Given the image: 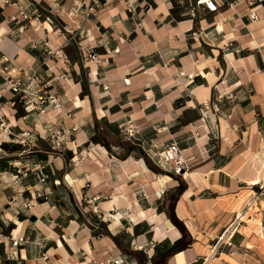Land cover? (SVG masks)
Returning a JSON list of instances; mask_svg holds the SVG:
<instances>
[{
    "label": "crops",
    "instance_id": "1",
    "mask_svg": "<svg viewBox=\"0 0 264 264\" xmlns=\"http://www.w3.org/2000/svg\"><path fill=\"white\" fill-rule=\"evenodd\" d=\"M17 1L58 5L66 12L72 10L70 17L80 21L90 2L85 0V6L77 9L82 0ZM96 1L98 17L85 21L83 27L90 40L82 33L78 46L73 42L64 46L66 59L51 60L48 65L54 68L48 73L46 66L39 67L40 49L32 48L27 38L30 34L37 40L38 34L33 30L11 34L8 17L17 11L0 7V52L14 66L28 71L39 68V76L63 100L61 110L51 109L41 117L21 104L12 109L0 99L11 132L29 134L25 143L7 140L0 145V216L19 226L23 248H18V255L23 264H45L44 252L52 264L57 260L77 264L81 257L76 247L95 259L121 253L114 233L89 239L87 231L76 236L73 228L76 231L69 237L67 221L72 219L67 218L78 215L79 199L112 216L111 232L122 225L133 235L145 222L152 239L162 235L165 251L185 233L187 247L170 255L166 264H195L205 259L210 239L232 224L248 196L264 181V12L258 9L260 19L253 21L246 18L244 5L239 7V18L232 10L212 13L200 8L184 13L178 5L186 0ZM52 30L50 46L58 49L66 36ZM88 43L101 63L81 61ZM60 72L67 74L68 82L54 80ZM107 83L110 91L104 90ZM68 111L73 114L68 125H80L74 145L84 151L69 163L50 154L41 159V144L47 145L40 137L43 124ZM130 120L140 133L135 141L124 138L121 131ZM172 136L180 142L185 174L163 168L148 153ZM15 144L18 148L13 150ZM22 153L30 155L20 159ZM39 162L47 168L53 192L27 208L28 179L23 188L29 192L16 196L9 194L12 185L6 186L3 179L14 177L7 168L11 164L29 167ZM180 183L184 188L175 200ZM166 191L171 193L170 211L157 203ZM16 200L20 205L12 206ZM232 232L230 240L235 237ZM143 237L146 234L133 235L135 241ZM8 242L6 249H11ZM8 242L0 239L1 250ZM4 256L0 253V264H14Z\"/></svg>",
    "mask_w": 264,
    "mask_h": 264
},
{
    "label": "rangeland",
    "instance_id": "2",
    "mask_svg": "<svg viewBox=\"0 0 264 264\" xmlns=\"http://www.w3.org/2000/svg\"><path fill=\"white\" fill-rule=\"evenodd\" d=\"M135 4L136 2L134 1L130 3L131 6H134ZM56 6H57L56 7L57 9L55 8V11H53L54 12L53 14L54 31L57 32V35L66 36L65 43L69 40L68 44L73 42L75 43V46L76 45L78 46V43L81 42L79 40H81L80 38L82 37L81 35L82 33L83 35L86 34L85 37L88 38L87 36L88 31L83 30L85 21L81 20L82 21L81 22L80 20L72 19V17L69 16V13L72 10L71 11L67 10L68 12H66V9L64 10L63 8L58 7V5ZM178 6H179L178 10L184 13H188L191 10L187 2H180ZM43 7L49 10L48 7L46 6H43ZM98 14H99V8H98L97 13L93 15L91 18L87 19L86 22L90 19H94L98 17ZM66 17L69 18V21L67 20L65 21ZM65 29L69 30L70 32L67 33ZM28 30H31V28H28ZM42 32H44V30H40L39 32L40 35ZM52 33L50 35H52ZM50 35H48L49 48L51 50L60 49L62 46L58 49L51 48L50 38H49ZM29 36L30 34L27 35V38ZM31 38L36 42L40 41V36H38L37 40L34 39L33 37ZM88 40L90 39L88 38ZM92 40L94 42L96 41V39L94 40V38H92ZM41 47H42L41 43H39V46L36 48V50L37 49L39 50V48ZM86 48H87V51H86L87 54H83L81 56V61L85 65L88 63H101L100 56L98 55L96 51H94L93 49L94 47H92L91 43H88ZM39 51L41 52V58H40V63H41L42 59L46 57L47 54L44 53L42 49ZM57 58L66 59L63 54L59 57H53L51 59L57 62ZM93 58H96L98 62L97 60H93ZM106 87L107 88L109 87V88L106 89ZM104 90L110 91V85L108 83L106 84V86H104ZM8 95H10V93H8ZM205 123H207L208 126H210V128L212 127L214 128L215 126L214 124L211 123V121L209 122V120L207 119H205ZM125 125H127V123ZM76 133L71 138L74 140V143H71L68 147H66L63 150H57V149L51 148L52 146L47 140L46 141L47 145L41 144V148L42 150H44V152L40 153L39 157L41 159L46 158L47 157L46 155L50 154L52 155L51 158L52 157L61 158V156H63L65 159L64 161L66 163L73 162V160H76V158H78L77 156L81 153V151L85 149V148H82L81 150L76 149L74 145L76 141V137H77ZM122 134L124 138L135 141L139 138L140 133L139 132L134 133L133 136H129L124 133ZM173 139L177 140V138L172 136L167 143L161 145L160 147L153 145L148 150V153L154 160H156L157 155L153 154L151 150L161 152L166 148V146ZM17 148H18V145L15 144L13 146V150ZM28 155L30 154L22 153L21 157L19 158L21 159L22 157H28ZM14 164H20V163H14ZM40 164L41 163L39 162V164L35 163L32 166L25 167V165L21 163L18 168H14L13 165L7 167L8 170L10 171L12 170V173L14 174L16 172L15 171L13 172V170L20 169L22 171L21 172L22 174L20 175L23 176L22 177L23 179L20 180L19 183L14 179V177H12V175L10 176L8 175L7 177H4L3 179L5 182L4 184L6 186L10 184L12 185V187L8 189L9 194L16 196L18 193H21L24 195V194H27L29 191H30L29 193H31L32 191L36 193L37 192L36 190L39 189V192L42 194V197L38 199V202L46 199L49 196L50 192H53V185L51 183L52 182L51 177L49 176V173L46 171L47 168L45 167V165L43 166ZM166 168L171 169L170 167H166ZM4 169H2V171H5ZM160 170L162 171V173L169 174L164 169H160ZM178 177L180 179L182 178L181 176H178ZM27 179H28V185L25 184L27 182L26 181ZM42 179H45V181L42 182ZM42 183L43 185L48 184L49 190H47L48 187L46 186L41 187ZM23 185L29 186L30 188H32L31 189L32 191L31 190L27 191L26 189L23 188ZM162 192H165V189H163ZM161 194L163 197L157 201V203L160 204L158 205V207H160V209L166 208L168 211H170L171 193L169 191H166V194L164 193H161ZM142 195L145 196L144 194ZM16 203L19 204L17 200L13 201L12 206H15ZM8 206L10 205L8 204ZM76 209L78 211V215L74 217L72 216L73 218H67V219H72V222H69V220L67 221L72 231V233L70 231L69 237H71V235H74V234H77L76 236H78L83 231L88 232L89 239L98 238V237H106L107 235L114 233L115 235L113 236V238L116 241V245L118 249L121 251L119 255L126 256L128 260L133 262L134 264H153V260L155 259L158 260L160 256L164 253L167 247L166 245L161 243L162 235L156 236L155 239H152L149 236L151 230L147 227V224L145 222H142L136 227L134 234L138 235L140 233H143V234H146V237L145 238L143 237V239L141 240L135 241L133 239L134 234L130 235L129 232L127 231L126 226L119 225L117 228L113 229V231L111 232L109 230L108 225L112 222L113 218L110 217L108 214H105V215L102 214L99 211V209H95L94 211L92 208V204L87 203V199H83V200L79 199ZM238 211H239V215H237L234 218L232 224H230V226H228L225 230L218 232L219 234H217V237H215L214 239H210L209 243H211V246H210L208 253L205 256V259L202 258L199 262L195 264H202L203 262H206V261L208 264L209 263H212V264H264V181H261V183H259L257 188H255V192L252 193L250 196H248L247 200L243 203V205L241 206V209H239ZM126 215L127 214H123L124 217ZM23 216L24 215L20 216L21 220L23 219ZM17 227L19 228V226L15 224L14 219L9 220L7 218H2L0 216V239L3 238L4 240H7V242L12 240L13 237L21 239L19 237L21 232L19 231V229H17ZM73 228L76 229L77 231L76 230H75L76 232L73 231ZM231 231H233L232 233L235 234V237H233V239L230 240L231 236L228 238V235L231 234ZM222 238H225V239L221 241ZM220 241H221V245L219 244ZM22 242L23 240L21 239V243ZM21 243L17 247V249L23 248V245ZM8 245H9V242L8 244H5L3 250H1L2 248H0L1 254H4L5 250H11V249H6ZM76 251H77V255L81 257L79 260L81 262L83 260V256L81 254L82 250L80 249V247L79 248L76 247ZM22 262H23V258H22ZM160 264H165V263L161 262Z\"/></svg>",
    "mask_w": 264,
    "mask_h": 264
},
{
    "label": "built area",
    "instance_id": "3",
    "mask_svg": "<svg viewBox=\"0 0 264 264\" xmlns=\"http://www.w3.org/2000/svg\"><path fill=\"white\" fill-rule=\"evenodd\" d=\"M189 4L192 12L195 9L202 8L208 12H220L221 10H232L241 18V13L239 7L244 5L247 10L248 15L246 18L253 21L260 19L258 14V9H262L264 12V0H186ZM86 4L85 0H82V3L77 9L84 7ZM0 7L7 8L11 7L17 12L8 17L9 20V29L11 34L19 36L25 34L28 28H31L34 32L40 36V41H34L31 36L28 37L31 47L36 49L41 43V48L44 53L47 54L46 57L42 59L40 66H46V73L52 72L54 65L49 66V62L53 57H59L63 54V47L68 45L69 40L58 50H51L49 48L48 35H50L53 30L54 25V9L57 7L49 6L47 10L43 6L37 5L34 2H28V4L22 5L17 0H0ZM59 7V6H58ZM99 6L97 5L96 0H90L88 6H85V11L83 13L84 21L91 18L98 11ZM57 9V8H56ZM70 14V13H69ZM70 16V15H69ZM47 25V26H46ZM40 30H44L45 35H40ZM69 33V30H66ZM64 34V33H63ZM118 52V49L116 50ZM93 60H97L93 58ZM92 61V60H91ZM98 62V60H97ZM39 68L31 69L28 71L26 68L17 67L11 64L10 59L3 55L0 52V99H5V103L12 109H15L18 104H21L24 109L28 112H37L41 117L48 115L51 109H60L63 105V100L57 92L53 91V88L50 87L49 82H44L43 79L39 76ZM55 81L58 83L67 81L68 77L65 72H60V74L55 77ZM36 82V84H35ZM109 88V87H108ZM106 87V89H108ZM10 93V97L5 96V92ZM72 113L70 111L63 113L59 119L55 122H46L43 124L44 136L43 139L48 140L53 149L63 150L68 147L71 143H74V140L71 139L76 132L80 130L79 123H74L73 126L68 125V120L72 118ZM0 145L9 140L11 142L18 141L25 143V140L28 133L24 132L21 134H14L10 130V125L6 124L5 115L2 112V107L0 106ZM122 133L133 136L134 133H138V129L133 125V122L128 121L127 125L123 126L121 129ZM37 138V137H36ZM264 150V142H263ZM153 154L157 155L156 162L159 163L162 167H170L176 173H182L187 169L186 161L181 156L180 144L177 140L173 139L166 146V148L157 152L151 150ZM21 164V163H20ZM20 164H11L14 168H18ZM14 174V179L19 183L22 180L23 176L20 169H17ZM185 174V172L183 173ZM45 179H42L44 182ZM43 184V183H42ZM32 188L29 187V190ZM31 192V199L26 202L25 206L31 208L38 204V199L42 197V194L39 192ZM112 217V216H110ZM11 250L4 251L5 261L14 264H23L22 258L18 255L17 247L21 243V239L13 237L11 240ZM83 260L78 264H134L129 261L126 256H106L102 259H95L90 257V255L82 253ZM42 258L45 261V264H52L49 262V255L47 252L42 253ZM54 264H72L65 261L57 260Z\"/></svg>",
    "mask_w": 264,
    "mask_h": 264
},
{
    "label": "trees",
    "instance_id": "4",
    "mask_svg": "<svg viewBox=\"0 0 264 264\" xmlns=\"http://www.w3.org/2000/svg\"><path fill=\"white\" fill-rule=\"evenodd\" d=\"M183 188H184V187H183V184L180 183V186H179V188H178V190H177V192H176V194H175V200L178 199V197H179L180 193L182 192ZM171 217H172V219H173L178 225H180V224L178 223V220H176V218H175L174 216L171 215ZM180 226H181V225H180ZM186 238H187V235L184 233L182 239L179 240V241H177V242H175V243L173 244V246H172L171 248H169L168 250H166V251L160 256V258H159L158 260H156V259L153 260V264H160L161 262H164V263L166 264V263H167V259L169 258L170 255H172V254H174V253H176V252H178V251L184 249L185 247H187L188 240H187Z\"/></svg>",
    "mask_w": 264,
    "mask_h": 264
},
{
    "label": "bare ground",
    "instance_id": "5",
    "mask_svg": "<svg viewBox=\"0 0 264 264\" xmlns=\"http://www.w3.org/2000/svg\"><path fill=\"white\" fill-rule=\"evenodd\" d=\"M259 183V181L257 180V181H255V182H253V184H258ZM109 216H111V215H109ZM118 222V221H117Z\"/></svg>",
    "mask_w": 264,
    "mask_h": 264
}]
</instances>
